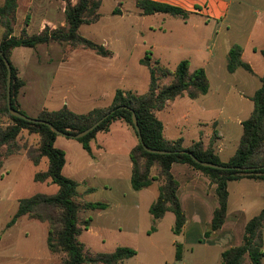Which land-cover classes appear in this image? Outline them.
I'll list each match as a JSON object with an SVG mask.
<instances>
[{"label":"rangeland","instance_id":"374dc122","mask_svg":"<svg viewBox=\"0 0 264 264\" xmlns=\"http://www.w3.org/2000/svg\"><path fill=\"white\" fill-rule=\"evenodd\" d=\"M35 4H40V0H36ZM46 4L50 6L49 11L54 22L50 32L57 34L67 31L65 14L60 9L61 0H46ZM110 6L111 1L106 0L100 8L103 20L97 24L84 25L80 34L97 40L110 35V28L105 26L107 24L105 19L110 17L108 15ZM25 15L26 10L19 9L17 16L16 13L11 16L13 32L19 36L25 32L29 35L39 32L40 28H35L34 33L25 31ZM4 32L5 28L0 20V40ZM194 37L191 31L178 35V38L184 40L187 51H192L182 57H191V71L204 67L213 87H217L219 91L214 95L195 100L188 96L178 98L163 111L156 113L165 126V136L181 137L185 144L199 140L202 136L214 134L215 124H211V121L220 116L218 106L226 96L225 83H231L239 92L247 93L251 87L244 82L245 78L259 81L245 69H241L237 76L227 71L226 52L231 46L230 38L221 35L216 41H208L206 44L193 42ZM140 56V50L137 48L116 55L114 58H105L92 50H86L81 45L73 46L64 40L48 46L39 44L35 47H17L11 52L10 60L16 67L19 78L24 82L16 98L18 109L30 118H37L44 109L58 110L64 106L83 114L107 104L110 100L106 97L107 94H111L116 88L144 94L149 89L150 73L140 64ZM161 56L160 62L165 66L169 65L171 69L176 67L182 58L179 55ZM262 61L264 63V59ZM254 69L258 74L263 71L256 62ZM170 81L171 77L162 78L159 85L163 86ZM234 94L228 102L235 101L236 105L240 98L239 94L236 96ZM201 107H205L207 111L203 113ZM227 110L233 113L236 108ZM11 122L7 116L1 119L3 127ZM127 126L117 122L112 127V135L100 134V139H105L109 147L108 151L92 148V152L89 153L77 139L63 135H58L54 143L55 147L66 154L67 163L63 168V174L79 182V197L76 200L82 203L104 202L112 205V208L107 210L87 209L80 212V224L89 220V227L83 228L78 237L79 241L83 243L89 256L111 253L118 247H130L137 251L135 256L125 259L121 264H177L174 260L175 245L173 244L176 236L171 229L174 224L173 213L170 212L165 216L157 232L151 231L153 223L145 207L149 201L156 200L158 186L162 180L159 178L148 189L140 194H134L137 192H134L127 179L130 159L129 156L124 155L131 146L138 144L134 129ZM221 131L227 138L228 150L224 157L222 156L225 158L229 152L231 154L236 150L241 133L238 135L237 127L233 124L223 125ZM17 141L20 145L38 147L41 143V135L23 129ZM110 151L117 152L121 156L112 158L109 156ZM4 160V166L0 171V264H12L11 260L23 264H60L64 254H54L50 251L47 244L46 222L25 216L16 226L12 228L10 226L20 199L38 193L51 195L58 192L59 186L56 183L34 180L37 172L47 170L48 159L43 157L39 164H34L22 149ZM159 171L158 163L154 164L151 168V176H157ZM183 178L184 176H181L179 180L184 182ZM212 197L216 198L215 188ZM135 199L139 200L136 209L132 206ZM208 200L211 202L212 198L209 197ZM202 212L207 214L206 209ZM199 222L203 223L193 219V227L201 226ZM204 238L212 240L213 236H204ZM16 254L23 256L24 259L16 260L14 258ZM186 256L189 264H199L197 254L187 253ZM34 257L40 260L29 259ZM246 261L249 263L248 257Z\"/></svg>","mask_w":264,"mask_h":264},{"label":"trees","instance_id":"16d2710c","mask_svg":"<svg viewBox=\"0 0 264 264\" xmlns=\"http://www.w3.org/2000/svg\"><path fill=\"white\" fill-rule=\"evenodd\" d=\"M66 1V0H65ZM101 0H78L75 4L67 2L65 17L68 30L60 33H51L49 29L39 34L17 36L13 33L11 16L17 9V0H3L0 5V20L5 28L4 36L0 40V50L9 60L12 68L11 105L18 109L17 95L24 82L18 76L16 67L10 60L13 49L17 47H35L47 44L53 40H64L73 46L81 45L85 49L95 51L101 56H109L110 51L104 46L88 40L78 33V28L83 23H93L99 19L98 9ZM138 4L145 13L165 12L174 15H183V11L172 5L149 0H138ZM242 48L234 45L227 54V70L235 72L242 67L252 73L248 63L241 60ZM264 57V48L261 50ZM141 64L149 69L150 85L144 94H136L131 90L117 89L113 101L107 108H96L85 114H78L64 106L58 110L44 109L37 119L53 124L58 130L66 134H77L99 120L106 113L114 110L108 118L101 122L86 136L77 139L85 150L91 153L90 142L98 131H108L110 125L117 120L123 121L132 127L138 137L132 120L135 112L141 135L145 146L152 149L168 150L169 154L150 153L145 150L138 139V144L130 151L132 163L131 187L142 190L149 187L159 178L162 180L156 200L151 204L149 212L153 217L151 231L156 230L157 222L167 212H173L175 222L173 232L180 234L186 223V217L177 197L179 184L171 173V165L175 162L187 163L201 171L216 185L218 205L213 213V218L205 236H211L219 230L227 216L228 182L242 178L264 180V75L260 78L261 85L251 97L254 109L250 116L242 122L243 133L234 155L227 161L220 160L212 147L204 148L201 141L193 142L189 147H184L181 139L166 140L163 136V123L156 116L157 111L163 110L167 103L178 97L187 95L196 99L205 95L209 90V80L204 68L190 71L188 60L180 61L175 68L170 69L159 61L153 60L148 53ZM7 67L0 56V171L4 159L25 150L27 158L34 164H39L43 157L49 161L47 170L37 172L34 180L37 182L52 181L59 186L55 194H34L19 200L18 209L11 220V224L21 216L46 222L48 224L47 244L54 254H64L60 264H121L125 259L137 254L130 247H118L111 253H100L89 256L79 235L83 228L89 227V220L80 224L79 214L87 209H104L103 202H78V182L65 176L63 168L66 163L65 152L54 146L57 134L50 127L42 123H33L11 115L7 107ZM171 77V81L163 86L159 85L162 78ZM7 116L12 121L5 127L1 125L2 117ZM23 129L30 133H39L41 143L38 147L20 145L17 138ZM188 150L199 160L207 161L229 169L205 167L196 163L193 158L181 151ZM158 163L159 173L151 176V168ZM234 167L247 168L244 171ZM263 230L264 209L250 219L245 226L243 243L239 246L226 249L221 255L220 264H244L248 255L250 264H263ZM182 258V245L176 244L175 259Z\"/></svg>","mask_w":264,"mask_h":264},{"label":"crops","instance_id":"0c3cea01","mask_svg":"<svg viewBox=\"0 0 264 264\" xmlns=\"http://www.w3.org/2000/svg\"><path fill=\"white\" fill-rule=\"evenodd\" d=\"M35 1L36 0H20L19 2V0H17V9L15 13L17 16V12L19 9L26 10V15L24 16L25 26H26L25 31L26 30L30 32L33 31L32 33H34V31H36L34 30L35 28L36 29L40 28L39 32L34 33V34H39L45 29L51 30V28H53L54 22L51 16V11H49L50 6H47L46 0H40V4H35ZM77 1L78 0H69V2H71L72 4H75ZM110 1H111V6L109 7L110 10L108 13L110 17L105 19L107 21V24H105V26L110 28V33H111L110 35H106L101 40H97L95 38H92L91 36H82L80 34L81 33L80 30L84 25L97 24L98 22L103 20L104 17L102 13H100V8L101 5L104 2H106V0H101L100 7L98 9L99 19L93 23H83L78 28V33L80 36L88 40H91L96 44L102 45L107 50L110 51L109 56H101L94 51L97 55L101 57L114 58L116 55H120L132 49L135 50L137 48H139L141 53L139 60L140 64H141V59H143L145 55L148 53L151 54V58L153 60H157L159 62H160L159 59H161L162 57L161 55H165V56L168 55L170 57L179 55L180 57H182V55H188L189 52L192 51L189 50L187 51V48L185 47V44L183 42L184 40L178 38V35L186 31H191L195 36L194 39L192 40L193 42L196 43L199 42V43L207 44L208 41L209 42L213 40L216 41V39H218V37H220L221 35H225L226 37L230 38L231 46L230 48H228L226 52V69H227V54L229 50L234 45L241 46L242 48L241 60L245 63H248L252 68L253 72L250 73L249 71L247 70L246 71L249 74H251V76L257 77L259 81H256L255 79L245 78L244 82H246V84L250 85L251 87V89L247 93L239 92L238 90H236L237 87L231 83H225L226 96L223 98L222 102L219 103L220 105L218 106L219 108L218 114H220V116L219 118L216 119H214L213 117L214 120L211 121V124H215L214 134L212 136H205V137L202 136L201 139L199 140H193L189 144H185L183 138L181 137L180 138L166 137L164 134L165 128L163 129V136L166 140L173 141V140L181 139L184 147H189L193 142L201 141L205 149L208 147H212L215 153L220 158V160L223 162H227L234 155L238 146L234 152H231V154L229 152V154H227V156L223 158L224 157L223 155L226 153V150L228 149L226 143L227 138L223 133V131H221V128H223V125L233 124L237 127L238 135H240L241 133L242 136L243 133L242 122L250 116V114L254 109V103L251 97L253 96L255 91L260 87L261 85L260 78L264 75V63L262 61L264 57L261 54V50L264 48V0H149L158 3H165L177 7L183 11L184 13L183 15L182 14L174 15L165 12L145 13L144 9L138 4V0H110ZM2 3L3 0H0V5ZM66 4L67 2L65 0H61L60 9L64 11V14H65ZM65 21H66V17H65ZM67 27L68 24L66 22V28ZM13 33L17 35L15 32ZM25 34L29 35L27 34V32H25ZM56 42L57 41L53 40L47 43L46 45L47 46L50 44L54 45L56 44ZM86 50H90V49H86ZM194 51L196 50H193V52ZM185 59L191 63L190 56L182 57L179 60V62ZM255 62L260 64L261 70H263L261 71L262 72L261 74H258V72H256V70L254 69ZM160 64L162 63L160 62ZM143 66L148 69L147 66L145 65ZM198 68H204V67L201 66ZM241 69L244 68L240 67L233 73H230L228 70L227 71L230 74L237 76ZM204 70L207 74L205 68ZM117 89L120 88H116L111 92V94H107L106 97L110 99L107 101L108 102L107 104H104L103 106L96 108L104 109L109 107L113 101V97ZM218 91L219 89L217 87L214 88L209 80L208 92L205 95H202L198 98L214 95V93ZM233 94L235 96L236 94H239L240 99L236 105H235L236 103L235 101L228 102ZM185 96L187 95L178 98H182ZM175 100L168 102L166 107L170 106ZM64 104H66V102H64ZM233 108H236V111L233 113L227 110ZM201 110L203 111V113L207 111L205 107H201ZM220 121L221 123L219 124ZM117 122H121L122 126H127L123 121L117 120L110 125L108 131H98L96 133L95 138L90 142L91 152H92V148H96L99 151L102 150L108 151L109 147H107V143L105 139H100V134L103 133L105 135H112V130H113L112 127ZM163 127H165L164 124ZM240 129H242L241 132ZM237 143L238 141L236 142V144ZM134 146L135 145L131 146V148L125 153L124 155L125 157L129 156L128 158L130 159V151ZM109 156L112 158L113 157L118 158L121 156V154L110 151ZM66 163H67V158H66ZM128 167L130 171L127 179L128 181H130L131 184V174H132L131 160L128 162ZM171 173L179 184L177 190V197L179 199V202L182 206V209L186 217V223L181 233L175 234L173 232L176 236V238L173 240V244L175 245V253H176V244L179 243L182 245V258L180 260H176L174 254L175 262L177 264H189V259L186 256V254L190 253V254H197L199 256V261H198L199 264H220L222 253L228 248L239 246L243 243L245 226L247 222L250 219H252L254 216L258 215L261 212V210L264 209V180L242 178L228 182L227 216L225 222L219 230L215 231L212 234L213 236L212 240H205L204 238L205 232L209 228V225L213 218L214 210L218 205L217 194L215 199L212 197L214 188L216 193V185L213 184L210 181V179L207 176H205L201 171L195 169L193 166L187 163H179V162L173 163L171 165ZM181 176H184L183 178L184 182H181V180H179V177ZM200 184L202 185V187H200ZM159 186H158V193H159ZM149 187L139 191L134 190V192H137L134 194H140ZM209 197L212 198L211 202L208 200ZM154 201L155 200H152L145 204V207L146 209H148V211L151 204ZM106 204H107L106 208L99 210H107L108 208L110 209L112 208V205L110 206L108 203ZM132 206L134 207V209H136V207L139 206V200L135 199V201H133L132 203ZM204 209L207 210V214L202 212L204 211ZM168 213H170V211L167 212L165 216ZM165 216L157 222V227L155 230L156 232L157 229L160 228L161 221L165 218ZM22 217L25 216L19 217L17 220H15L13 224H11L10 222L11 228L16 226ZM150 219L152 220L153 223V217L151 214H150ZM193 219L203 221V223L199 222L201 226H198L197 228L193 227ZM173 222H175V215L173 217ZM171 229H173V226ZM26 236H28V234H26ZM263 251H264V230H263ZM247 257L248 255L245 256L244 264H250V259H249V263H247L246 261ZM14 258H16V260H19V258L21 260L24 259V257L19 254H16ZM29 259L31 261L40 260L35 257ZM11 261L12 264H23L20 262L16 263L13 260ZM263 264H264V257H263Z\"/></svg>","mask_w":264,"mask_h":264},{"label":"water","instance_id":"95a60500","mask_svg":"<svg viewBox=\"0 0 264 264\" xmlns=\"http://www.w3.org/2000/svg\"><path fill=\"white\" fill-rule=\"evenodd\" d=\"M0 56L3 58V60H4L5 64H6V67H7V72H8V74H7V107L9 109V112L11 113V115H13L15 117H18V118H21V119H24V120H27V121H30V122H33V123L46 124L57 135H63V136L74 138V139H80V138L86 136L87 134H89L92 130H94L101 122H103L106 118H108V116L114 111V110H112V111L106 113L99 120H97L95 123H93L90 127H88L87 129H85V130H83V131H81V132H79L77 134H74V135L66 134V133L61 132L60 130H58L50 122H47V121H44V120H40V119H37V118H30V117L26 116L25 114H23L21 111L14 109L12 107V105H11L12 68H11V64H10L9 60L4 56V54H3V52L1 50H0ZM132 120H133L134 127H135V129L137 131V134H138V139H139L140 143L143 145V147L145 148V150L147 152L156 153V154H169V153H171V151H168V150L152 149V148H149V147L145 146V144L143 142V138H142V135H141V130H140V127H139L138 120H137L135 112H132ZM181 152L190 155L196 163H198V164H200L202 166H205V167H212V168H217V169H229L230 168V167H227V166H223V165H219V164H215V163L199 160L195 155H193L188 150H183ZM234 169L240 170V171H244L247 168L234 167Z\"/></svg>","mask_w":264,"mask_h":264}]
</instances>
